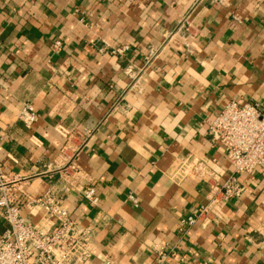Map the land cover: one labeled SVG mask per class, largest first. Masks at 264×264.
<instances>
[{
  "label": "crops",
  "instance_id": "crops-1",
  "mask_svg": "<svg viewBox=\"0 0 264 264\" xmlns=\"http://www.w3.org/2000/svg\"><path fill=\"white\" fill-rule=\"evenodd\" d=\"M232 101L264 106V0H0V193L45 229L28 201L61 200L87 264H264V170L180 229L234 175L206 124Z\"/></svg>",
  "mask_w": 264,
  "mask_h": 264
},
{
  "label": "built area",
  "instance_id": "built-area-1",
  "mask_svg": "<svg viewBox=\"0 0 264 264\" xmlns=\"http://www.w3.org/2000/svg\"><path fill=\"white\" fill-rule=\"evenodd\" d=\"M127 50L128 47H124L118 53ZM19 118L31 130L39 116L32 104H26ZM206 124L211 142L223 150L234 175L224 184L212 187L208 204L196 214L181 220V231L205 218L209 222H216L222 209L241 193L238 177L264 170V106L254 102L232 101ZM93 132L84 131L87 137H91ZM81 194L91 208L99 207L100 198L94 187L83 189ZM28 206L40 207L54 225L51 229H45L28 223L22 217L19 206L2 190L0 217L9 227L0 233V264H87L91 258V228L80 227L72 220L61 200L50 194L29 200ZM102 264L111 263L104 261Z\"/></svg>",
  "mask_w": 264,
  "mask_h": 264
}]
</instances>
